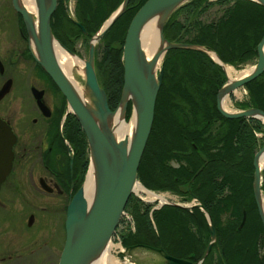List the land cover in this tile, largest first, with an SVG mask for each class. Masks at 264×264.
I'll return each instance as SVG.
<instances>
[{"label": "trees", "instance_id": "obj_1", "mask_svg": "<svg viewBox=\"0 0 264 264\" xmlns=\"http://www.w3.org/2000/svg\"><path fill=\"white\" fill-rule=\"evenodd\" d=\"M146 1L129 0L125 11L95 47L97 80L112 111L118 105L123 87V48L120 46L124 45L132 18ZM57 2V9L51 16V31L70 49L73 39L88 45L90 38L124 0H76V18L83 25L85 34L67 15L63 0ZM213 5L221 7L222 13L215 21L205 22L203 16ZM263 35L264 7L250 0H217L214 3L191 0L176 9L163 28L167 41L204 47L223 63L234 66L256 59V48ZM221 69L217 62L213 63L207 54L198 50L171 49L166 53L152 129L138 166L137 179L145 189L154 192L171 191L188 199L191 192L203 205L217 238L202 264H264V228L253 195L252 166L254 155L264 145L255 151L257 139L252 127L257 132L262 131L263 142L264 124L257 119H250L248 123L242 118L226 119L217 111L215 97L224 83ZM246 87L250 102L264 112V97L259 98L258 92L262 89L264 95V72ZM250 87H253L252 92ZM131 110L129 102L126 120ZM63 113L64 106L61 115ZM66 121L72 127H69L71 142L79 147L81 185L89 164L88 145L75 117L68 115ZM177 131L186 134L184 141L196 143V147L185 151L168 149L163 136L168 138L169 133ZM192 151L197 157L193 170L200 167L202 170L188 187L180 181V174L171 163L176 162L172 160L176 152L188 155ZM261 190L264 194V172ZM130 203L135 231L121 232L120 242L125 249L158 248L161 245L172 257L201 260L210 243L209 226L202 212L193 209V213H189L187 209L165 206L153 211L150 218V205L141 203L133 195L125 209ZM243 212L246 219L240 228ZM190 227L195 229L193 233Z\"/></svg>", "mask_w": 264, "mask_h": 264}, {"label": "water", "instance_id": "obj_2", "mask_svg": "<svg viewBox=\"0 0 264 264\" xmlns=\"http://www.w3.org/2000/svg\"><path fill=\"white\" fill-rule=\"evenodd\" d=\"M189 1L191 0H147L134 15L127 29L123 47L122 92L118 105L113 111L109 109L105 92L99 86L96 77L94 50L97 41L125 11L127 0L89 41L87 60L84 61V84L89 93L91 110L84 107L77 98L69 82L60 71L54 55L53 40L58 43L59 41L52 34L50 18L56 8L57 0H36L38 6V16L36 19L37 32L35 31V18L22 7L19 0L12 1L14 9L22 17L30 48L32 45L34 46L32 48L35 50L31 48L32 55L64 96L67 104V114H71L76 118L84 132L89 150L88 168L92 163L96 174V186L91 199L86 198L82 183L67 205L65 241L58 264H88L93 257L102 252L105 246L110 243L130 196L135 194V185H141L137 180V170L152 127L156 97L162 80V69L159 70L156 77H153L151 74L145 75L141 63L139 64V53L140 51L142 53L139 32L144 22L153 14L165 10L166 15L162 28L159 31L160 39L167 43L164 49L165 53L170 49H193L207 54L213 60H215L214 58L219 60L215 53L209 52L204 47L173 43L164 38L163 28L169 17L176 9ZM250 1L264 7V0ZM31 41L33 44H31ZM63 48L72 54L65 47ZM263 48L264 35L256 48L257 61L253 71L241 79L230 83L227 82L220 89L218 97L221 94L230 93L245 85L264 72ZM5 91V89H2L0 95ZM33 93L37 99H40L42 92L33 89ZM126 93H129L130 96L125 98ZM218 97L217 109L227 119L242 117L260 119L256 115L264 118V112L258 109L241 110L235 113L225 112L219 106ZM123 100L124 119L129 101L131 102L132 112L136 110V127L129 145L126 139L117 140L107 128L108 116L115 113ZM13 142L14 138L9 129L0 124V162L2 161L1 169L7 173L10 167L11 146ZM262 151H264V146L253 158V195L264 228V197L261 190L263 177L262 171H260L258 166V160ZM144 190L146 189L144 188ZM146 191L149 192L148 190ZM201 209L205 212L202 206ZM205 214L209 225L210 238L214 240L215 232L211 226L210 217L206 212ZM245 218L246 215L243 212L239 227L244 224ZM210 246L211 244L206 247L201 260L197 263L169 256L164 252L162 247L151 248L143 246L139 248L159 255L164 261L161 264H201L202 260L209 253ZM135 249L138 248H124V250L120 251V254L130 253Z\"/></svg>", "mask_w": 264, "mask_h": 264}, {"label": "flooded vegetation", "instance_id": "obj_3", "mask_svg": "<svg viewBox=\"0 0 264 264\" xmlns=\"http://www.w3.org/2000/svg\"><path fill=\"white\" fill-rule=\"evenodd\" d=\"M12 1L10 0L9 4L13 14H10L7 10L8 5L4 0H0V93L2 89L6 90L0 95V124L8 128L14 138L8 173L1 169L2 161L0 162V264H42L41 255L43 258H50L51 250L55 246V219L53 216L59 215L63 211L66 217L67 205L80 186L82 164L78 158L79 147L72 144L70 139L69 127L71 125L66 121L69 114L61 115L63 104L58 105L60 91L32 55L22 17L14 9ZM68 1L63 0L64 8L69 18L71 15L74 18L76 0H74L72 11L68 9ZM74 22L82 30L83 25L78 21ZM14 23L17 34L11 36L15 35L16 40L10 39L7 33L9 24ZM83 30L82 32L85 34L86 31L84 28ZM24 42H26V46L23 45ZM80 42L87 49V45ZM75 44L73 42L70 49L66 48L78 56L74 50ZM209 58L216 64V60L210 56ZM217 58L219 59L218 56ZM218 61L224 66V68L221 66L224 86L230 81H227L226 78L225 63L220 59ZM25 81L29 83L31 100L28 103H25L24 99ZM247 84L241 87L247 89ZM33 89L42 92L40 99L35 97ZM246 95L244 101L236 104L237 108L239 110L258 109L250 102L248 89ZM217 97L218 92L215 97L216 104ZM47 98L51 103H47ZM261 111L263 112V110ZM242 119H245L247 123L250 122V119L256 120L248 117H242ZM74 132L76 134L75 130ZM252 132L257 139L256 151L262 145L263 133L262 131L257 132L253 127ZM171 165L176 166V162H172ZM200 171L198 170V174ZM84 178L85 182L86 175ZM84 182L82 183L84 184ZM187 186L189 187V185ZM157 193L164 199L162 203L156 200L157 205H150V218L155 210L165 206H176L187 209L189 213H193V209L199 210L204 214L208 224L205 208L191 192L189 199L171 191ZM44 200H55L58 204L46 206ZM63 203L64 207L62 208ZM126 215L129 218H126ZM225 217L226 215L223 216V219ZM128 220L132 221L129 222V226L133 223V229L130 231H135L132 210L129 213L125 209L118 232L127 231L126 222ZM152 225L154 227L153 222ZM50 226L54 232L51 234V231L48 230L46 236L42 234L41 231ZM63 227L65 231V218ZM194 231L195 229L190 227V232ZM160 247L162 246L160 245ZM122 250H124L123 246ZM262 254L264 255V247ZM199 261L200 259L191 262Z\"/></svg>", "mask_w": 264, "mask_h": 264}, {"label": "bare ground", "instance_id": "obj_4", "mask_svg": "<svg viewBox=\"0 0 264 264\" xmlns=\"http://www.w3.org/2000/svg\"><path fill=\"white\" fill-rule=\"evenodd\" d=\"M19 1H20V4L22 5V7L25 8L29 12V14H31L35 18V31L37 32V21H36V19L38 16V6L36 3V0H19ZM124 2H125V0H124ZM123 3H122V5H123ZM128 3H129V0H127L125 8H127ZM121 6L119 7V9L121 8ZM164 11H159V12L153 14L152 16H150L149 19L144 22V24L142 25L140 32H139L140 49L142 50V53H141V51L139 53V64L141 63L142 69H143V72L145 73V75L151 74V76H153V77H156V75H157V70L160 67V64L162 62V57L165 53L164 49L167 45V43L163 42L159 36V31L162 28L163 20H164V17L166 15V13ZM116 12H114L111 15V17H113ZM116 20L111 24V26L106 31H108L113 26V24L116 22ZM50 21H51V18H50ZM104 24H103V26H104ZM103 26H102V28H103ZM59 43L55 40H53V43H52L53 44V51H54V55H55L58 67H59L60 71L62 72V74L67 79V81L69 82V85L71 86L72 90L74 91V93L76 94V96L80 100V102L83 104V106L86 107L87 109L91 110V106H90L91 104H90L89 99L85 97V95H86L85 91L83 90L82 87H80L78 85V83L72 78V75H71L73 68L74 69L77 68L81 71L82 67H84V62L81 61L78 57L74 56L73 52H72V54L68 53L63 48L64 46L60 43L63 46L62 47ZM32 44H33V42H32ZM96 45H97V43H96ZM96 45H95V47H96ZM33 50H35V49L33 48ZM263 50H264V48H263ZM209 52H211V51H209ZM140 57H141V60H140ZM214 59L217 61V63L220 66H222L224 68V66L216 58H214ZM94 64H95V50H94ZM253 69H254V67H249V68H246L244 70L236 71L234 68L225 67L226 74H227L230 82L241 79V78L249 75L253 71ZM162 73H163V71H162ZM161 82H162V80H161ZM236 91L237 90H234V93H237ZM127 96H130L129 93L125 94V98ZM237 96H239V94H237ZM229 99H230L229 93L221 94L220 97H218L219 106L225 112H231V102ZM123 116H124V100L121 102L120 106L115 111V113L108 116L107 128L109 129V131L112 132V134L115 136V138L117 140L126 139L128 145H129L131 142V139L133 137L135 127H136V110H133L132 117L130 118L129 121L125 120ZM256 116L258 118H260L257 120H260L261 122L264 123V118H261L258 115H256ZM153 119H154V117H153ZM151 129H152V127H151ZM150 133H151V130H150ZM149 136H150V134H149ZM148 139H149V137H148ZM148 139H147V141H148ZM146 144H147V142H146ZM145 147H146V145H145ZM144 150H145V148H144ZM258 166H259L260 171L263 172V170H264V151H262V153L260 154V158L258 160ZM95 186H96V174H95V170L93 169V164L91 163L89 166L87 176H86V180L83 184L84 193H85L87 199H91V197L94 193V190H95ZM146 190H144V187H142L139 184H136L134 187V191L137 194L140 195L141 193H145L148 196L149 200L157 199V201H159L161 203L163 202V199H164V198H162L163 196L157 195V198H156L154 195H152L153 193L151 194V192H147ZM243 225L240 228H242ZM211 226L213 227L214 232H215V239L211 241L210 249L216 240V231H215L213 223H211ZM112 247H113L112 242L108 243L105 246V248L103 249V251L100 252L99 254H97L95 257H93L88 262V264H121L120 262H118L115 259L114 255H112V253H113V252L111 253Z\"/></svg>", "mask_w": 264, "mask_h": 264}, {"label": "rangeland", "instance_id": "obj_5", "mask_svg": "<svg viewBox=\"0 0 264 264\" xmlns=\"http://www.w3.org/2000/svg\"><path fill=\"white\" fill-rule=\"evenodd\" d=\"M209 2H216L217 0H208ZM4 2L6 3V5H8L7 7V10H8V13H12L13 12L10 10V0H4ZM228 4V3H227ZM229 5H232L231 1H229ZM68 9L70 11H72L71 9H73L74 7V0H69L68 1ZM222 6V5H221ZM57 9V7L55 8ZM119 9V8H118ZM117 9V10H118ZM116 10V11H117ZM55 11V10H54ZM115 11V12H116ZM222 11V8L221 7H217L215 5H213V7L208 11V13L203 16V20L206 22V21H215L220 15H221V12ZM111 17V16H110ZM109 17V18H110ZM71 19L74 20V21H77V18H76V14L74 15V18L73 16L71 15ZM108 20V19H107ZM106 20V21H107ZM105 21V22H106ZM104 22V23H105ZM103 23V24H104ZM103 26V25H102ZM101 26V28H102ZM129 27V26H128ZM16 24H9L8 26V30H7V33H8V36L10 37V39H13V40H16V36L13 35L11 36L12 34H17L16 33ZM100 28V29H101ZM99 31V30H98ZM96 35V34H95ZM93 37V36H92ZM91 37V38H92ZM90 38V39H91ZM81 40L80 39H73V42L76 43L74 45V50L76 51V53L78 54L75 55L73 54L74 56L76 57H79L81 61H86L87 60V53H88V47H89V42H88V45H87V49L81 44L80 42ZM90 41V40H89ZM98 43V42H97ZM31 44H32V41H31ZM24 46H26V42L23 43ZM30 46V45H29ZM113 46L115 47H118V44H114ZM33 46H31L32 48ZM65 47V46H64ZM124 45L121 44L120 48H123ZM66 48V47H65ZM67 49V48H66ZM33 50V48H32ZM169 51V50H168ZM167 51V52H168ZM166 54L164 55V58H165ZM164 58L162 59V62L160 64V69L162 68V64H163V60ZM122 61V59H121ZM255 63H256V59L254 58L253 60L251 61H248V62H245L244 64H241V65H238V66H234V65H231V64H226L225 63V67H231V68H234L236 71H240V70H244L246 68H249V67H254L255 66ZM229 65V66H228ZM157 70V74L159 72V69ZM225 74H226V70H225ZM72 75V78L78 83V85L80 87L83 88V90L85 91L86 95L85 97H87L89 100H90V97H89V93H88V90L85 88V84H84V67H82V70L80 71L79 69L77 68H73V71L71 73ZM226 78H227V81H229V78L226 74ZM251 82V81H250ZM249 83V82H248ZM251 88V92L253 91V87H250ZM23 89H25L24 91V99H25V103H28L31 99H30V95H29V83L27 81H25L24 83V86H23ZM241 89V90H240ZM237 93H234V90L231 91V94H230V102H231V112L232 113H235V112H238V111H241L237 108L236 104L242 102L245 100V97L247 96L246 93H247V89L246 88H239V89H236ZM261 91H258L259 92V98H263L264 95H263V90L260 89ZM233 93V94H232ZM61 95H58L59 96V101H58V105H62L64 106V113H65V116L67 114V104H66V100L65 98L63 97L62 93L60 92ZM237 94H239V96H237ZM252 96V95H251ZM61 101V102H60ZM47 103H51V101L47 98ZM243 110V109H242ZM131 113L133 114L132 110H131ZM132 114L130 115V117L128 118L127 121L130 120V118L132 117ZM71 115V114H69ZM73 116V115H72ZM76 119V118H75ZM188 117H186L184 115V120H187ZM80 126V125H79ZM163 133V132H162ZM161 133V134H162ZM160 134V136H161ZM163 141L164 139L167 140V144H166V147L170 150H173V149H179V151H185L187 149H189L190 147L194 148L196 146H194V144L196 143H188L186 141H184V138H186V134H184L182 131L179 132H175V133H169L168 134V138L165 137V134L163 136ZM264 144V141L262 142V145ZM163 145V143H162ZM197 145V144H196ZM264 146V145H263ZM262 146V147H263ZM261 149V148H260ZM259 149V150H260ZM181 159H183L184 161H181ZM172 160L176 161V166H173L174 168H177V173L180 174L179 175V179L181 182H185V184H190L194 179L195 177L197 176L198 174V170L195 171L193 170V167H194V164L196 163V160H197V157L195 156V153L192 151V152H189L188 155H183L181 154L180 152H176L175 155L172 157ZM89 170V168H87ZM201 170V167L199 168V171ZM87 172V171H86ZM264 172V170H263ZM263 172H262V177H263ZM88 173V172H87ZM87 176V174H86ZM192 176V177H191ZM191 177V178H190ZM190 178V180H189ZM188 180H189V183H188ZM82 185V183H81ZM80 185V186H81ZM262 185V183H261ZM79 186V187H80ZM262 188V186H261ZM184 189V188H183ZM263 192V191H262ZM152 194V193H151ZM156 198H157V195H160L159 193L157 192H153V194ZM135 198H137L141 203L145 204V205H157L158 202L156 201L157 199H152V200H149L148 199V196L145 194V193H141L140 195L137 194L135 192V194L133 195ZM161 196V195H160ZM263 197H264V194H263ZM176 198V197H175ZM174 198V199H175ZM148 199V200H147ZM41 201V200H40ZM42 203V202H41ZM44 203L46 206H49L51 204H58L55 200H44ZM132 203V202H131ZM131 203L130 205L127 207V212L131 213V210H132V206H131ZM161 203V202H160ZM64 207V203H63V206L62 208ZM125 214H127L125 212ZM54 219H55V227H54V230L53 228L50 226L48 227V229H45L44 231H41L42 234H44L46 236V234L48 233V230L51 231V234L54 232V243H55V246L52 248L51 250V256L50 258L47 259V257H44L43 258V255H41L40 259H41V263L42 264H58V260H59V256H60V253H61V249L64 245V241H65V231H64V218L65 217V214L63 211H61L59 213V215H56V216H53ZM129 218L128 215H126V218ZM128 221H131V220H128ZM132 222V221H131ZM131 225H133V223H131ZM153 226V225H152ZM129 227V228H128ZM155 228V227H154ZM153 228V229H154ZM127 230H130V226L128 225L126 227ZM155 230V229H154ZM124 232V230H123ZM121 232H118L116 235L118 236V238H121V235H120ZM53 236V235H52ZM210 238V236H209ZM114 239V238H113ZM112 239V245L113 247L111 248V253L112 255H114L115 259L120 262L121 264H161L162 262H164L162 260V258L159 256V255H156L150 251H147L145 249H142V248H138L134 251H131L130 253L127 252L123 255L120 254V246L118 245V241L117 240H113ZM211 238H210V242H211ZM216 242V240H215ZM214 242V243H215ZM114 243V244H113ZM210 244V243H209ZM208 244V245H209ZM118 245V246H117ZM115 248V249H114ZM254 250H256V248L254 247ZM122 260V261H121Z\"/></svg>", "mask_w": 264, "mask_h": 264}, {"label": "built area", "instance_id": "obj_6", "mask_svg": "<svg viewBox=\"0 0 264 264\" xmlns=\"http://www.w3.org/2000/svg\"><path fill=\"white\" fill-rule=\"evenodd\" d=\"M123 215H124V213H123ZM123 217V216H122ZM126 221V220H125ZM129 222L130 221H128V222H126L127 223V226L129 225ZM130 229H133V227H132V225H130ZM118 230H119V227H118V229L114 232V234H113V236H112V239L113 240H117L118 241V245H119V243H120V238H118V236L116 235L117 233H118ZM112 239H111V241H112Z\"/></svg>", "mask_w": 264, "mask_h": 264}]
</instances>
